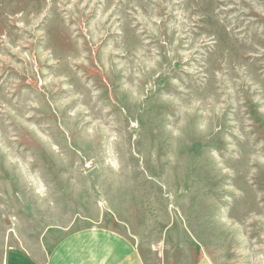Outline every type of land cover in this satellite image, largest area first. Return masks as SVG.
Listing matches in <instances>:
<instances>
[{
  "label": "rangeland",
  "instance_id": "374dc122",
  "mask_svg": "<svg viewBox=\"0 0 264 264\" xmlns=\"http://www.w3.org/2000/svg\"><path fill=\"white\" fill-rule=\"evenodd\" d=\"M96 225L264 264V0H0V264Z\"/></svg>",
  "mask_w": 264,
  "mask_h": 264
},
{
  "label": "crops",
  "instance_id": "0c3cea01",
  "mask_svg": "<svg viewBox=\"0 0 264 264\" xmlns=\"http://www.w3.org/2000/svg\"><path fill=\"white\" fill-rule=\"evenodd\" d=\"M2 258L1 264H146L130 237L97 225L68 232L49 251L10 246ZM195 264L213 263L203 256Z\"/></svg>",
  "mask_w": 264,
  "mask_h": 264
}]
</instances>
